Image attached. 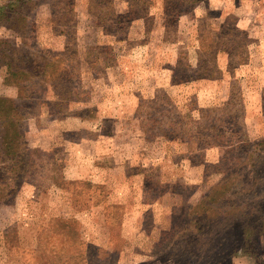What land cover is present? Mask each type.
<instances>
[{
    "label": "rangeland",
    "instance_id": "obj_1",
    "mask_svg": "<svg viewBox=\"0 0 264 264\" xmlns=\"http://www.w3.org/2000/svg\"><path fill=\"white\" fill-rule=\"evenodd\" d=\"M0 100V264H264V0H0Z\"/></svg>",
    "mask_w": 264,
    "mask_h": 264
},
{
    "label": "trees",
    "instance_id": "obj_2",
    "mask_svg": "<svg viewBox=\"0 0 264 264\" xmlns=\"http://www.w3.org/2000/svg\"><path fill=\"white\" fill-rule=\"evenodd\" d=\"M201 77H204V76L200 75V76H195L194 78H201ZM159 93L162 94V98L164 100L166 99V101L168 102L169 105L172 104V102L170 101V97L167 95V92L163 88H159L157 90L156 94L159 95ZM1 104L3 105V107H6V108L2 107L1 111L6 110V113L10 112V110L11 111L12 110H16V109L18 110L16 104L13 101L0 100V106H1ZM261 143H263V146L261 148L259 147V149H258V144H257V148H256L257 152L250 153L248 159L253 160L254 162H257V160H258V162L260 161V163L263 164L264 163V148H263L264 147V142H261ZM250 165L253 167V164H250ZM255 177L257 179H259V177L257 175ZM219 187L221 188V191H220L221 194H226V190H233V191L235 190L236 192H239V194L241 192L245 191V189L240 188L239 184L237 182H235V180L234 181H230V182L228 180H224L222 183H220ZM221 194L219 196L217 194V191L214 190V193L212 192L210 195L205 197V199H207L208 202H211L212 204H215L214 203L215 200L220 199L221 198ZM229 206L230 207H235V205H233V204H231ZM234 209H238V207L234 208ZM217 210H219V209L213 210V212L215 213V216H220L219 220H216V224L219 225V229L224 224L230 225L231 222L227 221V219H228L227 215L231 214V213H234V210L230 209V210H227V211H220V212L217 211ZM257 211L259 212V210H257ZM247 212L248 213H246V215L250 214V215H253V217H257L256 215H254V211H253L252 207H250L249 211H247ZM221 215H224V216H221ZM257 220H258L257 218H255V219L254 218H250V222H248V220L246 221V224H248L246 229H244L242 227V235H243V231H245V233L247 234V236L245 235L243 237V242H242L243 246L247 247L249 242L253 241V239H251V238L256 233ZM193 222H195V220L192 221V223ZM196 222H197V220H196ZM242 226H243V224H242ZM258 232L261 233V231H258ZM229 248L227 250L225 249V253H226L227 256L231 255L230 254L231 249L229 250ZM249 253H251V252H249ZM195 262H199L200 264H206L208 262H210L209 264H219L220 260L218 262H215L214 260L211 261V258H209V257H204V258H196Z\"/></svg>",
    "mask_w": 264,
    "mask_h": 264
}]
</instances>
